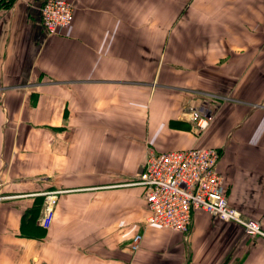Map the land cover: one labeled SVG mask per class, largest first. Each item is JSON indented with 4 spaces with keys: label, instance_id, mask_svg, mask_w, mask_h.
Segmentation results:
<instances>
[{
    "label": "crops",
    "instance_id": "crops-1",
    "mask_svg": "<svg viewBox=\"0 0 264 264\" xmlns=\"http://www.w3.org/2000/svg\"><path fill=\"white\" fill-rule=\"evenodd\" d=\"M46 1L0 0V264H264L263 236L210 213L148 225L133 183L148 151L216 148L231 205L264 230V0H69L53 36Z\"/></svg>",
    "mask_w": 264,
    "mask_h": 264
},
{
    "label": "built area",
    "instance_id": "built-area-1",
    "mask_svg": "<svg viewBox=\"0 0 264 264\" xmlns=\"http://www.w3.org/2000/svg\"><path fill=\"white\" fill-rule=\"evenodd\" d=\"M75 4L69 0H47L41 7L47 34H59L71 28ZM196 130L203 132L214 121L215 114L206 102L190 108ZM220 152L216 148L192 147L166 152L148 151L139 179L134 184L146 190L148 225L188 233L195 213L204 211L225 222L241 226L251 237L263 236L262 223L247 218L231 205L225 193V177L218 171ZM60 190L44 193V215L39 219L49 228L55 216ZM143 233H137L130 244L133 253L140 250Z\"/></svg>",
    "mask_w": 264,
    "mask_h": 264
},
{
    "label": "rangeland",
    "instance_id": "rangeland-1",
    "mask_svg": "<svg viewBox=\"0 0 264 264\" xmlns=\"http://www.w3.org/2000/svg\"><path fill=\"white\" fill-rule=\"evenodd\" d=\"M1 105H2V104H1ZM1 105H0V106H1ZM3 113H4V112H3ZM2 118H3V116H2ZM5 121H7V122L9 121L8 114H7V110L5 111V117H4L3 121L0 119V123H1V124H2V123L4 124ZM5 123H6V122H5Z\"/></svg>",
    "mask_w": 264,
    "mask_h": 264
}]
</instances>
